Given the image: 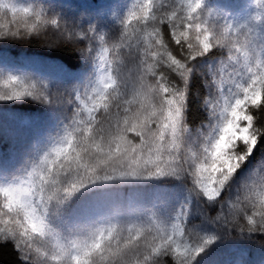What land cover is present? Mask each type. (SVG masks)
I'll list each match as a JSON object with an SVG mask.
<instances>
[{
  "label": "snow or ice",
  "instance_id": "6c2138e0",
  "mask_svg": "<svg viewBox=\"0 0 264 264\" xmlns=\"http://www.w3.org/2000/svg\"><path fill=\"white\" fill-rule=\"evenodd\" d=\"M159 4L160 0H140L134 6L120 41L98 54L101 73L90 91L83 97L77 94L81 106L62 141L25 179L0 187V236L15 239L25 258L35 251L51 255L58 264H151L154 257L171 254L177 264H191L214 241V236H204L199 243H190L178 218L168 226L155 219L148 226L110 224L65 244L42 215L52 200L68 199L98 180L183 172L215 200L264 136V59L253 51L251 30L237 33L229 25L214 32L201 19L202 0H179L177 7L161 15L156 11ZM47 23L57 21L0 0V38L39 34ZM165 23L167 30L162 28ZM134 45L143 54L142 71L130 87H122L108 54L119 58L121 48ZM217 46L229 53L214 76L222 95L206 102L221 119L201 158L185 148L183 139L192 62ZM233 62L238 68L231 67ZM172 74L176 79L170 78ZM0 84L8 90L0 98L43 95L36 84L19 77ZM226 84L232 87L225 96ZM231 209L242 232L264 233V177L246 185ZM46 237L48 250L37 246Z\"/></svg>",
  "mask_w": 264,
  "mask_h": 264
},
{
  "label": "trees",
  "instance_id": "16d2710c",
  "mask_svg": "<svg viewBox=\"0 0 264 264\" xmlns=\"http://www.w3.org/2000/svg\"><path fill=\"white\" fill-rule=\"evenodd\" d=\"M6 2L31 8L57 24H44L39 34L27 37L0 38V82L19 77L28 85L36 84L43 92L39 98H0V187L25 179L43 155L62 141L81 106L77 94L83 97L85 91H90L101 73L98 54L104 46L111 47L120 41L124 22L140 0ZM178 3L179 0H160L157 14L171 11ZM200 16L214 32L229 25L237 33L251 30L253 51L264 59V4L259 0H202ZM162 28L167 30L168 25L165 23ZM77 47L85 51H77ZM228 54L226 47L217 46L192 62L183 139L185 148L201 158L206 154L205 145H210L218 133L221 119L206 98L214 100L222 95L214 76L219 74ZM108 55L114 61L113 75L122 87H130L142 71L139 46L121 48L119 58L112 52ZM231 67L238 65L233 62ZM170 78L176 79L174 74ZM230 87L224 86L223 95H228ZM7 91L0 84V94L6 96ZM261 177L264 136L215 200H209L192 176L183 172L98 180L68 199L52 200L42 209V215L53 235L65 244L110 224L148 226L155 219L168 226L179 218L190 243H199L204 236L215 237L191 264H264V233L242 232L238 221L232 219L231 209L244 187L259 182ZM49 241L50 238H42L37 246L48 250ZM25 256L15 239L0 236V264H58L51 255L35 251ZM151 264L177 262L166 254L154 257Z\"/></svg>",
  "mask_w": 264,
  "mask_h": 264
},
{
  "label": "rangeland",
  "instance_id": "374dc122",
  "mask_svg": "<svg viewBox=\"0 0 264 264\" xmlns=\"http://www.w3.org/2000/svg\"><path fill=\"white\" fill-rule=\"evenodd\" d=\"M46 35V34H45ZM48 35V34H47Z\"/></svg>",
  "mask_w": 264,
  "mask_h": 264
}]
</instances>
